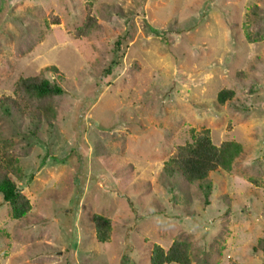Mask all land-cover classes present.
Here are the masks:
<instances>
[{
  "label": "rangeland",
  "instance_id": "1",
  "mask_svg": "<svg viewBox=\"0 0 264 264\" xmlns=\"http://www.w3.org/2000/svg\"><path fill=\"white\" fill-rule=\"evenodd\" d=\"M39 73L63 87L51 121L0 109L31 204L13 218L0 194V264H149L174 239L194 264H264V0H0V96ZM205 128L241 144L230 169L169 177Z\"/></svg>",
  "mask_w": 264,
  "mask_h": 264
},
{
  "label": "trees",
  "instance_id": "2",
  "mask_svg": "<svg viewBox=\"0 0 264 264\" xmlns=\"http://www.w3.org/2000/svg\"><path fill=\"white\" fill-rule=\"evenodd\" d=\"M95 24L96 19L88 8L83 24L75 34H86ZM62 92L63 87L58 81L51 80L42 73L20 76L14 83L13 93L0 96V109L10 117L49 122L53 119L55 110L52 96ZM232 96L233 90L224 88L217 93V100L223 103ZM11 147L10 138L0 135V194L9 205L11 216L20 218L30 210L31 204L14 178H20V165L18 158L11 153ZM241 151V144L232 139L215 144L209 129L205 128L193 133L191 141L175 146L164 163V170L169 177L178 173L190 183L202 182L210 172L218 168L230 169ZM92 222L97 241L106 242L110 236V219L96 213ZM169 263L194 264L188 241L174 239L167 248L159 244L152 245L149 264Z\"/></svg>",
  "mask_w": 264,
  "mask_h": 264
}]
</instances>
